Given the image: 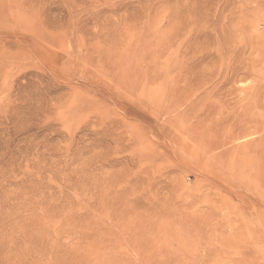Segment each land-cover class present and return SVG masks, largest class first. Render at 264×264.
Listing matches in <instances>:
<instances>
[{
    "label": "rangeland",
    "instance_id": "1",
    "mask_svg": "<svg viewBox=\"0 0 264 264\" xmlns=\"http://www.w3.org/2000/svg\"><path fill=\"white\" fill-rule=\"evenodd\" d=\"M0 264H264V0H0Z\"/></svg>",
    "mask_w": 264,
    "mask_h": 264
}]
</instances>
